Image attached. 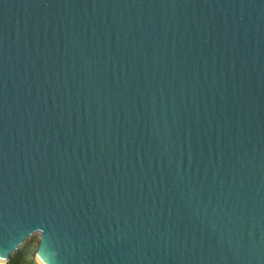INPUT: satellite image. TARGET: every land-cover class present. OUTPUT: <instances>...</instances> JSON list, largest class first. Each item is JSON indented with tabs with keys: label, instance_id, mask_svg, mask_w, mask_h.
I'll use <instances>...</instances> for the list:
<instances>
[{
	"label": "water",
	"instance_id": "water-1",
	"mask_svg": "<svg viewBox=\"0 0 264 264\" xmlns=\"http://www.w3.org/2000/svg\"><path fill=\"white\" fill-rule=\"evenodd\" d=\"M264 264V0H0V254Z\"/></svg>",
	"mask_w": 264,
	"mask_h": 264
},
{
	"label": "rangeland",
	"instance_id": "rangeland-1",
	"mask_svg": "<svg viewBox=\"0 0 264 264\" xmlns=\"http://www.w3.org/2000/svg\"><path fill=\"white\" fill-rule=\"evenodd\" d=\"M39 242V235L33 234L32 236H30L29 239L26 240V242H24L19 248L18 250H20L21 248L25 249V254L27 256V258L33 262L34 260V255L36 252V248ZM17 250V251H18Z\"/></svg>",
	"mask_w": 264,
	"mask_h": 264
},
{
	"label": "trees",
	"instance_id": "trees-1",
	"mask_svg": "<svg viewBox=\"0 0 264 264\" xmlns=\"http://www.w3.org/2000/svg\"><path fill=\"white\" fill-rule=\"evenodd\" d=\"M7 264H34V263L27 258L25 254V249L21 248L11 256Z\"/></svg>",
	"mask_w": 264,
	"mask_h": 264
},
{
	"label": "snow or ice",
	"instance_id": "snow-or-ice-1",
	"mask_svg": "<svg viewBox=\"0 0 264 264\" xmlns=\"http://www.w3.org/2000/svg\"><path fill=\"white\" fill-rule=\"evenodd\" d=\"M5 259H6V257L3 254H0V261H3Z\"/></svg>",
	"mask_w": 264,
	"mask_h": 264
},
{
	"label": "clouds",
	"instance_id": "clouds-1",
	"mask_svg": "<svg viewBox=\"0 0 264 264\" xmlns=\"http://www.w3.org/2000/svg\"><path fill=\"white\" fill-rule=\"evenodd\" d=\"M0 264H3V262H0Z\"/></svg>",
	"mask_w": 264,
	"mask_h": 264
},
{
	"label": "bare ground",
	"instance_id": "bare-ground-1",
	"mask_svg": "<svg viewBox=\"0 0 264 264\" xmlns=\"http://www.w3.org/2000/svg\"><path fill=\"white\" fill-rule=\"evenodd\" d=\"M39 264H41V263H39Z\"/></svg>",
	"mask_w": 264,
	"mask_h": 264
}]
</instances>
